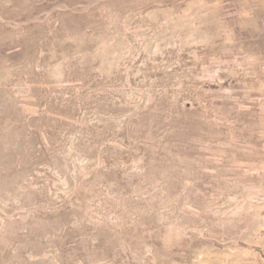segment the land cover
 Here are the masks:
<instances>
[{"label": "rangeland", "instance_id": "1", "mask_svg": "<svg viewBox=\"0 0 264 264\" xmlns=\"http://www.w3.org/2000/svg\"><path fill=\"white\" fill-rule=\"evenodd\" d=\"M0 264H264V0H0Z\"/></svg>", "mask_w": 264, "mask_h": 264}]
</instances>
